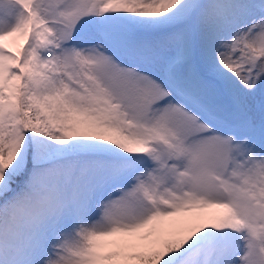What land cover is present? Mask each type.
Masks as SVG:
<instances>
[{"label":"snow or ice","instance_id":"1","mask_svg":"<svg viewBox=\"0 0 264 264\" xmlns=\"http://www.w3.org/2000/svg\"><path fill=\"white\" fill-rule=\"evenodd\" d=\"M0 264H264V0H0Z\"/></svg>","mask_w":264,"mask_h":264}]
</instances>
